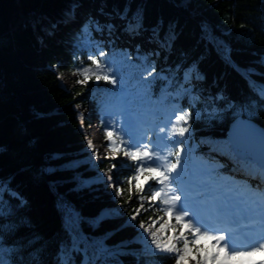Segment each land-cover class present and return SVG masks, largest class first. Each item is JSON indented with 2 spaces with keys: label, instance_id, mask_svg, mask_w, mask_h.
<instances>
[{
  "label": "trees",
  "instance_id": "trees-1",
  "mask_svg": "<svg viewBox=\"0 0 264 264\" xmlns=\"http://www.w3.org/2000/svg\"><path fill=\"white\" fill-rule=\"evenodd\" d=\"M99 4L115 19L136 17L152 42L95 48L94 21L71 20ZM101 67L105 80L90 88L60 79L73 70L95 80ZM111 76L133 110L176 115L174 156L195 155L236 190L264 185V169L228 140L239 116L264 127V0H0V183L16 193L0 197V264L187 263L142 237L140 224L167 212L154 192L148 200L133 189L136 161L117 162L122 198L103 177L105 161L94 164L75 104L90 90L115 93ZM191 235L199 264H212Z\"/></svg>",
  "mask_w": 264,
  "mask_h": 264
},
{
  "label": "rangeland",
  "instance_id": "rangeland-1",
  "mask_svg": "<svg viewBox=\"0 0 264 264\" xmlns=\"http://www.w3.org/2000/svg\"><path fill=\"white\" fill-rule=\"evenodd\" d=\"M81 12L78 10V15H74L71 22L76 23L78 16H81ZM82 13L84 14V17H87H85V20H82L83 23L81 25L84 29L86 28V23L90 20L94 21L93 29L97 32L95 48L105 46V43H109L115 39L117 40L118 45H123L127 50H131L134 46L141 45L140 42L146 41L151 43L154 38V35L149 30H145L144 33L137 32L136 27L138 22L136 17L129 19H123L120 17L115 19L104 12V7L101 4L97 5L95 13L92 16L88 15L84 10ZM118 23H124L126 25V31L124 33L125 38L114 33V28ZM132 37L133 39H131ZM128 41L135 44L127 46V43L125 42ZM105 70V67L96 70L97 74H99L98 78L95 80L88 77H82L76 71L65 70L61 71L60 79L62 83L69 88L80 87L83 85L90 88L93 87V85L95 86L98 84L101 80H105ZM193 70V68H189L186 72V76L190 77ZM115 78L116 77L113 76L109 77L115 88H117L115 93H108L107 98L104 100V98L102 99L101 94H94V91L90 90L79 96V101H77L75 106L83 116V128L86 137L88 138L87 140L90 144V148L93 151L94 164L99 167L101 161H105L106 167L101 169V172L103 177L110 182L111 186H114L117 197H123L120 192L119 184L121 182V177L118 172L117 162H131L135 160V157L139 156L144 158L145 151L141 149L143 146H145L146 150H150V153L148 154H150L151 157H157V162L153 161L149 165L156 166L153 169L154 171L149 173L146 172L144 168L137 167V177L139 181L137 184L133 185V189H135V187L141 189V197L146 196L144 199L146 198L149 200L148 193L156 191L158 187L157 174H159V184L161 186L162 183H164L166 176L170 178V175H172L174 178H179L180 168H172L169 161L171 146L163 139L159 138L157 140L155 137H152L153 135H156L160 125L159 123L154 124L152 122L150 125L149 123L146 124L149 125L145 128L146 131H142V126H137L143 117L137 116L136 119H134L125 97L122 94V86L117 83ZM97 95L98 97L100 95L101 98L96 101L95 96ZM101 101L104 102L101 106L104 110L100 114L97 109V103ZM101 119H103V122ZM162 120L167 124L165 126L167 128L172 124L174 117L172 114H167ZM152 141H154V143H152ZM137 144L142 146L137 147ZM144 159L146 161L150 160V158L146 157ZM145 165L147 169H152L148 167V164ZM189 183L190 181H185L182 185L175 186L174 184H171L170 181H167L165 187H161V194L162 196L165 195L166 197L173 198L174 196L181 194L184 196L185 200H187V203L190 199H194L192 203H188L187 205L189 211L195 210L202 214L207 213V215L214 216L215 218L222 212V210H225V213H232L233 210L236 209V211L241 214L248 213V215L256 217L255 219H264V206L255 203V198L252 200L253 202H247L245 201L246 197L243 198V196L238 195L237 193L233 194L232 191L228 193L221 191L215 192V194L207 193L201 195V192H198V190L205 189V184L202 185L199 182L189 185ZM5 191L16 194L14 191L9 190L5 184L0 183V197ZM140 227L143 238L154 239L159 242L161 246L164 243L168 250L176 253L177 256L180 255L188 264H199L198 251L195 248L194 242H191L194 237L191 236V238H188L187 231L190 229L188 223L184 226V229L179 230L174 226L171 217L164 216L163 218L152 220L150 222H142ZM208 246V260L218 259V264H227V253H221L217 250V247L216 245H213V242H209ZM246 257L247 255L245 254V257H243L242 260H245Z\"/></svg>",
  "mask_w": 264,
  "mask_h": 264
},
{
  "label": "water",
  "instance_id": "water-1",
  "mask_svg": "<svg viewBox=\"0 0 264 264\" xmlns=\"http://www.w3.org/2000/svg\"><path fill=\"white\" fill-rule=\"evenodd\" d=\"M228 140L239 159L253 162L264 169V127L239 116L228 127ZM118 251L119 249L113 250Z\"/></svg>",
  "mask_w": 264,
  "mask_h": 264
},
{
  "label": "bare ground",
  "instance_id": "bare-ground-1",
  "mask_svg": "<svg viewBox=\"0 0 264 264\" xmlns=\"http://www.w3.org/2000/svg\"><path fill=\"white\" fill-rule=\"evenodd\" d=\"M83 20H85L84 18H83ZM82 22V20H80V23ZM172 111V110H171ZM171 111L169 110V113H171ZM231 240V238L229 239V241ZM254 264H257V263H254Z\"/></svg>",
  "mask_w": 264,
  "mask_h": 264
}]
</instances>
